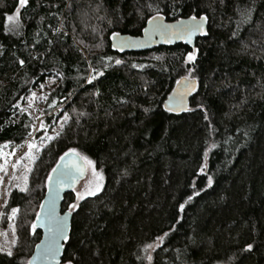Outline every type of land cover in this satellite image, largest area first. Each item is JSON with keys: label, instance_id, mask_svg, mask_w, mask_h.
I'll list each match as a JSON object with an SVG mask.
<instances>
[{"label": "trees", "instance_id": "trees-1", "mask_svg": "<svg viewBox=\"0 0 264 264\" xmlns=\"http://www.w3.org/2000/svg\"><path fill=\"white\" fill-rule=\"evenodd\" d=\"M158 16L206 17L208 33L195 47L113 50V33L140 37ZM93 67L103 75L89 83ZM182 78L199 87L174 114L164 103ZM33 94L54 136L10 193L16 243L0 264L29 263L49 176L71 150L105 184L66 196L63 211L78 205L64 264H264V0H0V147L46 134Z\"/></svg>", "mask_w": 264, "mask_h": 264}, {"label": "water", "instance_id": "water-1", "mask_svg": "<svg viewBox=\"0 0 264 264\" xmlns=\"http://www.w3.org/2000/svg\"><path fill=\"white\" fill-rule=\"evenodd\" d=\"M155 18L148 22L140 37L122 34L113 36L111 41L113 50L120 54H130L148 52L159 47L173 46L181 43L195 47L197 40L206 36L209 29L208 21L205 19L202 22V29L195 32L189 39L186 36L174 35L173 32L178 29L179 23H191V18L181 19L176 22H167L160 16ZM196 23H201L199 18H197ZM156 25H171L173 28L166 35H161L155 31ZM121 45H124L122 50ZM198 87L199 84L196 79L187 78L185 80V78H182L164 103L165 110L174 114L187 112L189 110L190 100L198 90ZM181 94H183L184 107H181ZM68 153L69 155L67 156L63 155V160L60 158L55 166L57 171H52L50 175L52 179H48L45 197L34 222L35 229L41 233V240L36 245L29 260L31 264H64L66 244L69 242L72 234L74 214L71 211H63V205L66 196L74 193L79 184L86 178L88 169L85 158L79 153L75 152L79 154L78 156L73 154L72 151ZM64 172L70 173V175L64 177L62 176ZM58 177L63 179L64 182L58 183ZM56 220H60L63 223L62 236H57L52 230L55 227ZM64 237H67V239ZM53 244L58 251L54 255H45L47 247Z\"/></svg>", "mask_w": 264, "mask_h": 264}, {"label": "rangeland", "instance_id": "rangeland-1", "mask_svg": "<svg viewBox=\"0 0 264 264\" xmlns=\"http://www.w3.org/2000/svg\"><path fill=\"white\" fill-rule=\"evenodd\" d=\"M19 13V11L16 12L13 17L14 21L18 20ZM41 100L42 98L36 94L31 95L27 100V111L35 121V132L46 130V134L39 139L29 140L22 148L12 149L9 145L0 147V252H12L14 244L16 243L15 214L13 215L11 212L6 215L5 212V205L10 193L14 190L25 188L27 176L34 160V155L37 153V150L50 140L49 137L52 138L54 136V131L44 125L43 116L41 114ZM30 145H34V147H30ZM85 160L86 162L89 161L87 159ZM87 168L86 178L74 191L77 203H80L86 198L92 197L87 194L88 190H94L97 183L101 185V188L96 194L103 189L105 184L103 173L93 162L91 165L87 163ZM93 168H95V172L99 179L93 176ZM78 194L82 195L83 199H77ZM77 205L78 204H76V207L74 208H70L69 211H74L77 208ZM9 217L12 218L9 219ZM13 241H15V243H13ZM149 249H155V245L149 247Z\"/></svg>", "mask_w": 264, "mask_h": 264}, {"label": "snow or ice", "instance_id": "snow-or-ice-1", "mask_svg": "<svg viewBox=\"0 0 264 264\" xmlns=\"http://www.w3.org/2000/svg\"><path fill=\"white\" fill-rule=\"evenodd\" d=\"M19 3L22 6L23 5H26L27 4V0H19ZM7 19L9 21V23L12 24L13 28L19 27L18 20H15L14 21V19H13L12 16H8ZM153 19H156V18L154 17ZM199 19H200L201 23H196V20H197V17L196 16H192L191 17V23H182V22L179 23L178 29L175 32H173V34L174 35L186 36V37H188L190 39L191 36L195 32L200 31L202 29V22L206 19V17H203L202 16ZM172 28H173V26H171V25H156L155 31L159 32L161 35H166L168 33V31L170 29H172ZM57 31H59V29H57ZM116 35H118V34L117 33H113V36H116ZM114 47H115V45H114ZM120 47H121V50H122L123 47H124V45H121ZM108 59L111 60L112 58L111 57H108ZM187 60L188 61H194L195 60V55L193 53H190L188 55V57H187ZM20 63H21V65H23L24 62L23 61H20ZM115 63L116 64H121L122 61L121 60H115ZM89 66L92 67L91 63H90ZM105 66H107V65H105ZM133 67H137V66L136 65H133ZM92 71L93 72H96V69L93 67L92 68ZM99 75H103V73L102 72H96V75H94V76L91 77V79L89 80V83L91 82V80L96 79V76H99ZM185 80H187V78H185ZM41 87H43V85H41ZM33 95H35V94H33ZM44 99H47V97H44ZM181 107H184V105H183V94H181ZM185 110H187V109L185 108ZM66 121H67V117H65V122ZM61 127H63V125H61ZM49 139H51V137H49ZM30 147H34V145H30ZM71 151H72L73 154H75L77 156L79 155V154L75 153V150H71ZM64 155L67 156V155H69V153H65ZM206 155H207V153H206ZM63 159H64V156L61 157V160H63ZM87 163L89 165H91L92 164V161L89 160V161H87ZM52 171L53 172H56L57 169L54 168ZM201 171H203V168L201 169ZM68 175H70V173H67V172L62 173V176H64V177H66ZM93 176L94 177H97V179H99V177L97 176V173L95 172V168H93ZM51 179H52V177L49 176V180H51ZM57 182L58 183H63L64 181H63V179H61L60 177H58L57 178ZM209 184H211V178H209ZM100 188H101V185L99 183H97L95 189L94 190L89 189L87 194L90 195V196H94L100 190ZM20 190L21 191H24L25 189L22 188ZM77 199H83V196L80 195V194H78L77 195ZM189 199H191V197H189ZM69 207L70 208H74V207H76V205H70ZM183 207H184V205H180L181 210H183ZM16 212H17V209L13 208L12 209L13 215ZM11 218L12 217H9V219H11ZM34 228H35V225H33V229ZM52 230L54 231V233L57 236H62L63 235V223L60 220H56L55 221V227ZM64 238L67 239V237H64ZM13 243H15V241H13ZM148 247H152V245H148ZM248 248L250 249L251 248V245H248ZM56 251H58V249L54 246V244L53 245H49L47 247V249L45 250V255H54ZM7 254L9 256L12 255L11 251H9ZM149 259H151V257H149ZM29 264H31V262H29Z\"/></svg>", "mask_w": 264, "mask_h": 264}]
</instances>
